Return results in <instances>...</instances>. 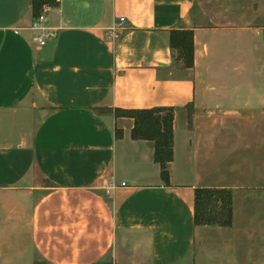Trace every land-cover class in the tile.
Returning <instances> with one entry per match:
<instances>
[{
	"label": "crops",
	"instance_id": "crops-1",
	"mask_svg": "<svg viewBox=\"0 0 264 264\" xmlns=\"http://www.w3.org/2000/svg\"><path fill=\"white\" fill-rule=\"evenodd\" d=\"M41 14L34 31L32 0H0V264H264V0ZM172 30L192 32L191 68ZM152 108L173 109L167 185L114 115ZM201 189L231 191L229 227L195 225Z\"/></svg>",
	"mask_w": 264,
	"mask_h": 264
},
{
	"label": "trees",
	"instance_id": "trees-1",
	"mask_svg": "<svg viewBox=\"0 0 264 264\" xmlns=\"http://www.w3.org/2000/svg\"><path fill=\"white\" fill-rule=\"evenodd\" d=\"M55 0H32V13L38 17L45 7H57ZM169 48L174 60L184 68L193 64V36L191 31L172 30L169 33ZM115 117L134 121L131 131L133 140L154 143V162L160 167L164 184L169 183L167 165L173 158V109L152 108L149 110H114ZM232 221V194L226 189H201L194 193V223L196 226L229 227Z\"/></svg>",
	"mask_w": 264,
	"mask_h": 264
},
{
	"label": "built area",
	"instance_id": "built-area-1",
	"mask_svg": "<svg viewBox=\"0 0 264 264\" xmlns=\"http://www.w3.org/2000/svg\"><path fill=\"white\" fill-rule=\"evenodd\" d=\"M55 2L58 3L59 0H55ZM42 21H43L42 14L39 15L38 17L34 18V20L32 22V29L34 31L43 32L44 29L40 26ZM123 22H124V19H120V21L116 27L117 28L120 27L123 24ZM111 35L113 36L114 39H116L117 36L114 34V32H112ZM48 37H50V34L36 35V36L32 37V42L35 43L36 45H38L39 47H43L46 45V40ZM122 186H124V184H122Z\"/></svg>",
	"mask_w": 264,
	"mask_h": 264
},
{
	"label": "rangeland",
	"instance_id": "rangeland-1",
	"mask_svg": "<svg viewBox=\"0 0 264 264\" xmlns=\"http://www.w3.org/2000/svg\"><path fill=\"white\" fill-rule=\"evenodd\" d=\"M44 182H42V184H43ZM45 184V183H44Z\"/></svg>",
	"mask_w": 264,
	"mask_h": 264
}]
</instances>
